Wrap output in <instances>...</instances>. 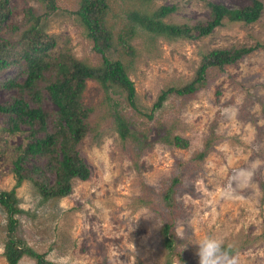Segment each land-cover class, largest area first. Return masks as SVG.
<instances>
[{
  "label": "rangeland",
  "instance_id": "rangeland-1",
  "mask_svg": "<svg viewBox=\"0 0 264 264\" xmlns=\"http://www.w3.org/2000/svg\"><path fill=\"white\" fill-rule=\"evenodd\" d=\"M57 1L59 9L48 25L57 39L54 52L68 51L96 63L91 43L71 14L76 0ZM207 1L233 8L251 0H154L153 7L176 5L165 20L192 23L208 18ZM260 1L263 10L253 23L224 21L210 35L193 40L150 39L140 32L130 40L136 54L129 76L141 113L127 105L122 110L138 140L123 142L108 124L99 128L97 137H92L93 131L87 133L78 150L90 176L84 181L73 179L71 192L55 202L42 201L28 180L16 188L23 209L17 215L16 233L27 245L58 263L166 264L169 253L160 233L166 208L153 210L142 205L139 196L149 193L159 204L158 195L167 179L180 173L182 178L173 191V231L176 251L183 260L172 255L171 264H198L196 243L205 236L221 238L238 248L240 264H264V163L247 187L233 185L238 198L221 194L235 170L249 168L254 161L264 162V50L228 65L193 96H171L161 108L151 111L162 89L192 78L201 53L264 42V0ZM113 4L118 14L120 0ZM26 5L34 2L10 0L12 15L0 27V36H16L18 31L11 27L20 24ZM12 93L0 88V103ZM103 94L95 81L87 80L83 102L90 106ZM43 103L56 109L47 98ZM1 121L0 116V189L8 190L15 182L12 160L17 147L26 143L28 129L22 126L21 131L8 133ZM171 127L189 139L188 148L170 147L159 140ZM209 135L215 136L210 151L201 163H191L190 158ZM4 220L0 208V264H8L2 254ZM17 264H34V260L24 256Z\"/></svg>",
  "mask_w": 264,
  "mask_h": 264
},
{
  "label": "trees",
  "instance_id": "trees-1",
  "mask_svg": "<svg viewBox=\"0 0 264 264\" xmlns=\"http://www.w3.org/2000/svg\"><path fill=\"white\" fill-rule=\"evenodd\" d=\"M32 1L34 5L23 7L20 24L11 27L18 31L16 36H0V88L13 91L9 99L0 103L3 129L8 133L21 131L22 126L28 129L26 143L17 147L12 160L15 182L8 190L0 189V208L5 214L2 254L8 264H17L24 256L33 259L34 264H67L47 259L44 253L18 236L17 215L23 213V209L19 207L16 188L28 180L42 201L55 202L71 192L73 179L84 181L90 176L78 150L87 133L93 131L92 137H97L99 128L108 124L123 142L138 140L131 133L130 122L122 110L127 105L141 113L129 76L136 54L130 40L137 33L150 39L193 40L210 35L224 21L256 22L263 3L251 0L243 6L230 8L207 1L208 18L190 23L166 21L165 18L177 9L176 5L153 7L154 0H120L118 14L112 6L117 0H76L71 14L98 57V61L92 63L68 51L54 52L57 39L49 32L48 25L50 17L59 9L58 1ZM11 15L10 0H0V27L7 25ZM259 49L264 50V42L213 48L201 53L192 78L182 85L162 89L151 111L161 108L171 96H193L208 87L211 79L222 74L228 65ZM9 71L12 73L8 74ZM87 80L95 81L104 92L103 98L90 106L83 102ZM46 98L54 104L55 110L44 106ZM214 138V135L205 137L202 149L194 152L189 161L201 163L214 144ZM159 140L179 149L190 145L189 139L174 133L172 127ZM179 166H183L182 162ZM181 178L180 173H174L167 179L168 183L158 195L159 204L154 195L139 196L144 206L153 210L166 208H163L166 217L160 229L162 244L169 253L166 264H171L172 255L183 260L181 253L176 251L173 231L176 216L173 191ZM161 215L163 217L164 213ZM237 249L233 246L234 253Z\"/></svg>",
  "mask_w": 264,
  "mask_h": 264
},
{
  "label": "clouds",
  "instance_id": "clouds-1",
  "mask_svg": "<svg viewBox=\"0 0 264 264\" xmlns=\"http://www.w3.org/2000/svg\"><path fill=\"white\" fill-rule=\"evenodd\" d=\"M264 162L254 161L249 168L235 170L231 183L222 190L225 198H238L234 196L233 185L247 187L258 169ZM196 245L198 250V264H240L239 253L233 252V245H225L223 239L215 236H205Z\"/></svg>",
  "mask_w": 264,
  "mask_h": 264
}]
</instances>
